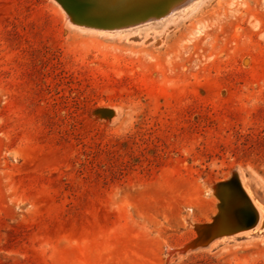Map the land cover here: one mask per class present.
Segmentation results:
<instances>
[{
    "label": "rangeland",
    "instance_id": "1",
    "mask_svg": "<svg viewBox=\"0 0 264 264\" xmlns=\"http://www.w3.org/2000/svg\"><path fill=\"white\" fill-rule=\"evenodd\" d=\"M63 1L135 0H0V264H264L248 232L193 247L222 182L264 193V0L114 32Z\"/></svg>",
    "mask_w": 264,
    "mask_h": 264
},
{
    "label": "water",
    "instance_id": "2",
    "mask_svg": "<svg viewBox=\"0 0 264 264\" xmlns=\"http://www.w3.org/2000/svg\"><path fill=\"white\" fill-rule=\"evenodd\" d=\"M150 0H135L134 3L122 7L116 12H105L95 7L87 8H76L71 4L63 1L66 9L68 10L71 20L76 25L88 27V29H96L104 32L117 31L123 28H129L149 21L145 19L141 22L129 21L125 26L115 27L121 24L122 20L119 18L125 13L130 14L138 11L139 6L147 9ZM174 7L172 10H176ZM171 10V11H172ZM128 13V14H129ZM168 12H166L167 14ZM160 14V13H158ZM132 16V15H131ZM128 17V16H127ZM164 16L156 15L154 20H160ZM115 27V28H114ZM221 194L224 199V208L220 216L215 220V224L206 226L200 233L199 239L193 244V247L205 246L216 238L224 235H231L239 231L248 230L255 226L258 221V216L250 201L242 191V188L237 179H233L228 183H221L220 185ZM222 218H228L225 222L227 224L226 231H222L219 227L218 222Z\"/></svg>",
    "mask_w": 264,
    "mask_h": 264
},
{
    "label": "bare ground",
    "instance_id": "3",
    "mask_svg": "<svg viewBox=\"0 0 264 264\" xmlns=\"http://www.w3.org/2000/svg\"><path fill=\"white\" fill-rule=\"evenodd\" d=\"M202 1H204V0H150V1H147L148 3H150V4H148V6H146V7H148L147 9H145V7L142 8L141 6H139V8L137 9L138 12L141 8L143 10L141 9L142 11H140V13H138L137 16H136V14H134L136 16L135 21L141 22L145 19H148L149 21H147V22H150V21L153 22V21H155L154 18L156 15H163L164 16L163 18L170 17L169 19L172 21V20L178 18V16L184 15L185 13L195 9ZM174 7H176L177 9L172 10ZM176 11H178V12L176 13ZM166 12H168V13L166 14ZM158 13H160V14H158ZM178 13H180V14H178ZM165 19H167V18H165ZM152 22H151V24H152ZM165 23H166V21H165ZM148 24L149 23H147V25ZM154 25H156V23ZM158 25H159V23H158ZM234 179H237L239 181V184L242 188V191L244 192V194L246 195V197L250 201L252 207L254 208V210L256 211L257 216H258V221L255 224V226H253L252 228H250L248 230L239 231V233L240 232H242V233L248 232V234H255L257 236H264V193H263V191H261L258 188V185L256 186L253 181L249 180L246 177H238V178H234ZM231 180H233V179H231ZM231 180H227V181H224L222 183H228ZM221 192L222 191L220 189V186H218L216 188V194L219 195V197L221 198V206H220L221 208H220L219 216L221 215L222 210L224 208V199H223ZM227 220H228V218H222L220 220V223L218 222V225H219V227H221L222 231H226L227 224L225 222ZM236 233H238V232H236ZM242 233H240V234H242ZM224 236H226V235H224Z\"/></svg>",
    "mask_w": 264,
    "mask_h": 264
}]
</instances>
